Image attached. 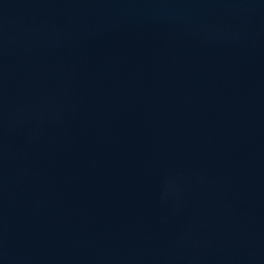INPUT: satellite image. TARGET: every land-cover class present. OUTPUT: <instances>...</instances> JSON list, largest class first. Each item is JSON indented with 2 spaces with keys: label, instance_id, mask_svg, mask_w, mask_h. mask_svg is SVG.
Instances as JSON below:
<instances>
[{
  "label": "water",
  "instance_id": "water-1",
  "mask_svg": "<svg viewBox=\"0 0 264 264\" xmlns=\"http://www.w3.org/2000/svg\"><path fill=\"white\" fill-rule=\"evenodd\" d=\"M0 264H264V0H0Z\"/></svg>",
  "mask_w": 264,
  "mask_h": 264
}]
</instances>
